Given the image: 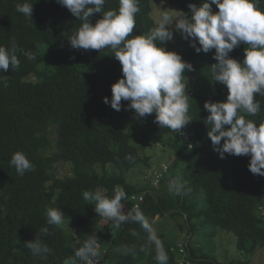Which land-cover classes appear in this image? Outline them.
I'll return each mask as SVG.
<instances>
[{
    "label": "trees",
    "instance_id": "obj_1",
    "mask_svg": "<svg viewBox=\"0 0 264 264\" xmlns=\"http://www.w3.org/2000/svg\"><path fill=\"white\" fill-rule=\"evenodd\" d=\"M151 1L140 0L133 36L146 35L155 27ZM24 2L0 0V46L8 48L15 42L36 57L29 61L18 54L20 67L0 72V206L6 210L0 212V264H65L74 259V248L93 232L100 239V264H156L154 246L140 224L114 229L111 220L94 211L95 202L83 198L84 191H99L111 198L116 186L127 194L121 201L125 212L135 206L132 197L143 195L139 207L150 221L168 218L176 222L180 233L189 235L181 253L177 243L157 233L168 264H222L193 246L201 227L233 235L241 252L264 250V177L249 171V156L225 154L221 159L207 135L211 125L204 123L209 115L204 103L226 102L228 95L227 88L213 79L215 50L197 54L188 43L186 50L176 52L194 68L184 73L192 121L181 132L188 135V146L179 134L160 128L155 114L138 120L134 110H125L128 102L122 101L119 112L103 102L105 97L111 100L112 85L123 78L122 66L109 49L71 47L68 39L81 22L67 8L56 0H27L33 4L31 20L16 10ZM203 2L170 0L181 15L189 17L188 5L199 7ZM259 7L264 11V0ZM118 8L119 0H107L104 11ZM99 19L102 14L94 13L90 21L94 26ZM247 47L241 44L230 57L242 62ZM255 99L261 102L262 112L247 119L260 125L264 96L257 94ZM135 121L140 123L134 127ZM137 126H142L141 133ZM149 139L152 149L158 143L174 153L158 187L152 185L153 177L146 176L142 184L128 181L133 170L152 167L151 156L143 152ZM16 152H23L34 166L22 177L9 163ZM60 163L69 166L68 175H54ZM173 178L184 183L185 195L168 193L167 183ZM48 208L65 214L67 229L47 225ZM42 227H48L51 235L42 236ZM36 236L53 249L47 259L33 256L25 245ZM122 245H135L136 255L114 251Z\"/></svg>",
    "mask_w": 264,
    "mask_h": 264
},
{
    "label": "clouds",
    "instance_id": "obj_2",
    "mask_svg": "<svg viewBox=\"0 0 264 264\" xmlns=\"http://www.w3.org/2000/svg\"><path fill=\"white\" fill-rule=\"evenodd\" d=\"M56 2L81 22L77 32L68 39L73 49H109L122 66L123 78L112 85L111 100L105 97L103 102L110 103L117 112L122 109V101L128 102L125 110H134L138 120L155 114L154 122L160 128H168L179 136L192 121L188 114L191 99L188 95L189 81L184 73L194 71V68L181 55L160 45L173 41L176 32L190 42L197 54L214 49L213 59L217 63L211 66L213 79L227 88L228 95L226 102L204 103V110L209 113L204 123L211 125L207 135L221 159L225 154L249 156V171L264 177V123L257 125L254 120L247 119L262 112L261 102L255 96H264V11L259 7L261 0H205L199 7L189 4L190 17L183 13L174 19L164 13L148 34L135 36L132 34L140 11V0H119L118 10L108 11H104L107 0ZM212 5L218 11L214 12ZM16 10L32 20V3L27 0L18 3ZM94 13L102 14V19L93 26L90 18ZM241 44L248 45L242 62L230 57V53ZM18 54L29 61L36 59L34 53L20 48L15 42L8 48L0 46V72H7L10 66L18 69L21 63ZM188 140V135L187 140L182 139L186 144ZM127 159L133 158L129 156ZM9 163L21 177L34 167L23 152L14 153ZM167 189L172 196L186 194L185 185L179 178L169 180ZM83 198L95 202L94 211L111 220L114 229L128 223L140 224L148 242L154 246L156 264H168L169 256L154 227L155 222L150 221L138 205L125 212L121 201L128 197L123 187L116 186L111 198L99 191H84ZM0 212H6L3 206H0ZM46 215L47 225H63L65 214L58 208H48ZM40 233L42 236L51 235L48 227H42ZM25 245L33 256L41 259H47L53 251L39 236ZM73 251L74 259L69 264H77L78 261L100 264L102 259L96 232L88 235L82 246ZM114 251L124 256H135L137 248L135 245H122Z\"/></svg>",
    "mask_w": 264,
    "mask_h": 264
},
{
    "label": "rangeland",
    "instance_id": "obj_3",
    "mask_svg": "<svg viewBox=\"0 0 264 264\" xmlns=\"http://www.w3.org/2000/svg\"><path fill=\"white\" fill-rule=\"evenodd\" d=\"M213 11H218L215 5H212ZM151 18L154 20L155 27L158 25L160 17L167 13L169 16L178 18L182 16L180 12L172 6L170 0H152L151 1ZM163 11V12H162ZM189 41L184 40L179 33L174 32V40L171 42H167L166 44L160 45L161 47H165L168 50L174 52H182L186 50ZM140 121H135L132 125L135 127L139 125ZM142 124V123H141ZM142 128V126H140ZM137 126L138 132L141 133L142 129ZM149 134V133H148ZM166 140V139H165ZM164 140V141H165ZM182 142V141H181ZM152 142L149 139L148 146L144 149L143 152L151 156L149 169L144 171L133 170L128 175V181L133 184H142L145 183V177H152V171L156 169L158 166H169L171 162L174 161V153L169 151L170 148L164 150L163 145L154 143L153 149L150 147ZM184 143V142H182ZM133 144V143H132ZM158 144V145H157ZM163 147V148H162ZM69 166L65 164H58L53 169V173L57 177H63L69 174ZM99 173V171H97ZM100 174V173H99ZM154 222L159 223L155 226L157 233H162L167 235L166 240L172 241L174 243H179V246L182 240V237L185 234V239L183 241L186 242L189 237L186 233H180L179 230L176 229V222L172 221L168 218L159 219L156 218ZM61 227L65 230L68 225L64 221ZM206 228V227H203ZM202 227L199 228V232L196 233L195 238L192 240V244L195 248H201L203 251L210 253L213 255L219 263L229 264L230 262H235V264H264V250H258L254 254L244 253L238 250L236 245V238L231 234H226L223 231L215 230L213 227H208L204 230ZM197 232V231H196ZM188 236V237H187Z\"/></svg>",
    "mask_w": 264,
    "mask_h": 264
},
{
    "label": "built area",
    "instance_id": "obj_4",
    "mask_svg": "<svg viewBox=\"0 0 264 264\" xmlns=\"http://www.w3.org/2000/svg\"><path fill=\"white\" fill-rule=\"evenodd\" d=\"M180 136H181V138L182 139H184V140H187V135L185 134V133H181L180 134ZM168 170H169V166H163V165H161L160 166V168L159 169H157V170H154L153 172H152V185L154 186V187H158V185H159V183H160V180L163 178V176L168 172ZM131 201H132V203H134V205L135 206H139L142 202H143V195H141V196H138V197H132L131 198ZM183 241H184V238H182V241L180 242V243H182V244H180L179 246H178V248H179V251L181 252V253H183L184 252V246H186V244H187V242H188V239H187V241L186 242H184L183 243ZM101 261V260H100ZM181 264H182V261L180 262ZM67 264H69V262L67 263ZM77 264H83V262H77ZM185 264H190L189 262H186Z\"/></svg>",
    "mask_w": 264,
    "mask_h": 264
}]
</instances>
